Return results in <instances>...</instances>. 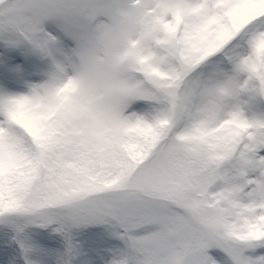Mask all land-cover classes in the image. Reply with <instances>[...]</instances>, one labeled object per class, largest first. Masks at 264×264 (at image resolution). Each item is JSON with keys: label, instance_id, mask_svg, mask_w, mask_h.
Listing matches in <instances>:
<instances>
[{"label": "snow or ice", "instance_id": "1", "mask_svg": "<svg viewBox=\"0 0 264 264\" xmlns=\"http://www.w3.org/2000/svg\"><path fill=\"white\" fill-rule=\"evenodd\" d=\"M0 264H264V0H0Z\"/></svg>", "mask_w": 264, "mask_h": 264}]
</instances>
